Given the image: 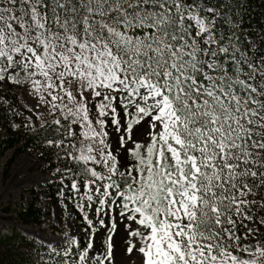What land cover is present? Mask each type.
<instances>
[{"label":"snow or ice","instance_id":"snow-or-ice-1","mask_svg":"<svg viewBox=\"0 0 264 264\" xmlns=\"http://www.w3.org/2000/svg\"><path fill=\"white\" fill-rule=\"evenodd\" d=\"M248 5L0 0V90L50 117L10 127L55 158L84 224L83 242L26 236L29 264H264V25L245 29Z\"/></svg>","mask_w":264,"mask_h":264},{"label":"trees","instance_id":"trees-1","mask_svg":"<svg viewBox=\"0 0 264 264\" xmlns=\"http://www.w3.org/2000/svg\"><path fill=\"white\" fill-rule=\"evenodd\" d=\"M264 25V0H249L248 9L244 16V27L247 30H259ZM264 47V46H262ZM258 55L261 53L258 52ZM0 201L2 200L1 186L11 176L15 160L28 150L35 152L39 160L48 163V168L56 166L54 157L44 152L38 144V137L34 136L26 128H11L10 125L21 124L26 120V114L19 104V98L15 92L0 93ZM6 101V103H5ZM48 116L45 119H49ZM44 119V120H45ZM43 152V155L40 153ZM67 183V182H66ZM62 185L57 181L49 183L45 189L28 188L23 190L18 200H11L2 205L0 212L2 218L15 225L40 228L46 231H60L56 225L47 226L50 213L45 212L42 206L43 194L47 196L49 203L58 205L62 201L60 191ZM78 215V214H77ZM80 225L84 228L81 218L78 216ZM27 235L16 228L9 231H0V264H29V241ZM85 239L84 232L81 234V242Z\"/></svg>","mask_w":264,"mask_h":264},{"label":"rangeland","instance_id":"rangeland-1","mask_svg":"<svg viewBox=\"0 0 264 264\" xmlns=\"http://www.w3.org/2000/svg\"><path fill=\"white\" fill-rule=\"evenodd\" d=\"M7 92L17 93L19 104L26 114V120L31 116L33 122L39 123L36 119L37 112L40 113V120H44L48 117L47 113L41 112L38 109L33 110V112L28 111L32 104L28 95L23 94L15 88L0 90V93ZM0 177H2V174H0ZM55 180L56 179L50 175L48 163L40 161L39 156H37L34 151L28 150L15 160L11 176L1 186L2 200L0 201V209L2 205L7 204L11 200L17 201L23 190L32 187L45 189L49 183ZM67 196V189H64V197ZM42 206L44 207L45 212L50 213L47 226L56 225L58 230L62 229V232H52L35 227H26L18 224L15 225L7 220H4L1 212L0 231L6 232L12 228H16L29 237L37 235L45 240H63L65 238V232L78 235V238H81L83 228L80 225L77 212L73 208L72 201L62 197L60 204L52 205L49 203L47 196L43 194ZM113 239L116 240V237L114 236ZM117 259H123V256L118 255Z\"/></svg>","mask_w":264,"mask_h":264}]
</instances>
